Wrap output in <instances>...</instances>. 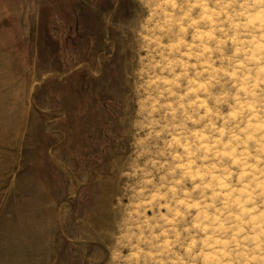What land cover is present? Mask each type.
<instances>
[{"label": "clouds", "instance_id": "obj_1", "mask_svg": "<svg viewBox=\"0 0 264 264\" xmlns=\"http://www.w3.org/2000/svg\"><path fill=\"white\" fill-rule=\"evenodd\" d=\"M128 7L133 161L108 264H264V0Z\"/></svg>", "mask_w": 264, "mask_h": 264}, {"label": "rangeland", "instance_id": "obj_2", "mask_svg": "<svg viewBox=\"0 0 264 264\" xmlns=\"http://www.w3.org/2000/svg\"><path fill=\"white\" fill-rule=\"evenodd\" d=\"M129 4L0 0V264L110 260L133 161Z\"/></svg>", "mask_w": 264, "mask_h": 264}]
</instances>
